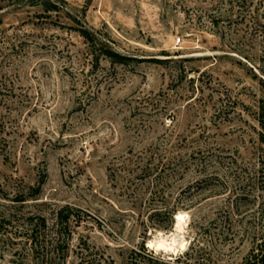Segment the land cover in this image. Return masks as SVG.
<instances>
[{"label":"rangeland","instance_id":"1","mask_svg":"<svg viewBox=\"0 0 264 264\" xmlns=\"http://www.w3.org/2000/svg\"><path fill=\"white\" fill-rule=\"evenodd\" d=\"M261 32L264 0H0V264H62L59 239L128 264L178 210L175 262L252 264Z\"/></svg>","mask_w":264,"mask_h":264},{"label":"trees","instance_id":"2","mask_svg":"<svg viewBox=\"0 0 264 264\" xmlns=\"http://www.w3.org/2000/svg\"><path fill=\"white\" fill-rule=\"evenodd\" d=\"M46 3V2H43ZM54 9V8H53ZM83 31V30H82ZM82 36L85 38L90 39V36L88 34V32H81ZM262 35L264 36V32H261ZM108 56H112V53L107 54ZM248 59V58H246ZM258 70L260 71L262 77L264 78V58L262 60V65L258 66ZM261 78V85L264 88V79ZM258 124L260 127V131H259V140L261 142V144L264 146V98L262 100L259 101V107H258ZM259 174V182L262 181L263 186H262V190L264 192V158L261 161V168L258 172ZM67 210H71L70 208H67ZM70 217H72L71 212H69L67 214V216H63V212L60 213V218H61V224H65L68 223V221L70 220ZM58 218H59V214H58ZM43 226H46V223L44 221H42ZM3 225L2 220L0 221V227ZM30 225L33 226V222H30ZM67 225V224H66ZM57 235L60 237V235H62L61 230H57ZM36 228H32L29 230V241L31 242L32 246H37L36 238ZM62 244L61 240L59 239L56 242V247L53 250V255H59L60 261L62 262V264H66L67 261V251H68V247L65 246L64 249L60 250L59 247ZM63 244H67V243H63ZM61 253V254H60ZM62 259V260H61ZM181 259H177L175 264H179ZM251 263L252 264H264V240H262L261 243L258 244L256 251L254 252V254L251 256ZM80 264H114V262L110 259V258H102V261L97 262L95 259L92 258V255L89 254H83ZM128 264H170V262H165V261H161L158 258H153L150 254L147 253L146 249H145V244L143 243L141 246H139V248L133 249L130 252V256H129V261Z\"/></svg>","mask_w":264,"mask_h":264},{"label":"clouds","instance_id":"3","mask_svg":"<svg viewBox=\"0 0 264 264\" xmlns=\"http://www.w3.org/2000/svg\"><path fill=\"white\" fill-rule=\"evenodd\" d=\"M191 216L188 212L178 210L173 216L169 229H157L144 240L145 249L153 258L175 264V258L187 251L190 243L188 235Z\"/></svg>","mask_w":264,"mask_h":264},{"label":"built area","instance_id":"4","mask_svg":"<svg viewBox=\"0 0 264 264\" xmlns=\"http://www.w3.org/2000/svg\"><path fill=\"white\" fill-rule=\"evenodd\" d=\"M178 42H181V38L178 39Z\"/></svg>","mask_w":264,"mask_h":264}]
</instances>
